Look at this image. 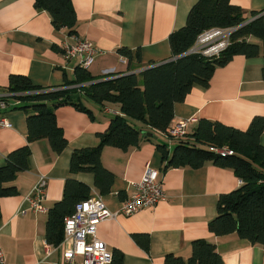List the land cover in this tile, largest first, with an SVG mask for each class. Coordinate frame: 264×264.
Returning <instances> with one entry per match:
<instances>
[{"label": "crops", "instance_id": "obj_1", "mask_svg": "<svg viewBox=\"0 0 264 264\" xmlns=\"http://www.w3.org/2000/svg\"><path fill=\"white\" fill-rule=\"evenodd\" d=\"M197 1L70 0L76 15L73 34L90 41L98 51L85 69L89 78H93L87 81L96 82L134 72L141 84L139 74L144 68L174 59L169 34L185 24L189 9ZM230 1L239 6L246 18L251 17L253 11L264 18V0ZM69 36L66 28L53 24L45 9L34 5V0H0V91H9V77L13 74L26 76L33 85L43 89H62L65 79L75 78L77 67L74 59L65 61L60 49L64 39L71 41ZM244 39L259 45V55H234L214 70L208 86L195 84L183 101L174 103L173 117L168 125L189 116L195 117L187 125V137L167 140L145 121L126 115L119 101L99 102L86 94L76 93L86 110L71 102L56 104L49 101L67 145L56 153L47 139L32 141L28 169L17 173L15 180L8 183L16 186L17 194L0 198V246L4 264H70L64 261L60 247H52L49 253L46 252V212L31 210L26 200L38 174L47 176L42 202L46 209L61 199L65 179L71 177L88 184L91 195H100L108 209L118 211L121 201L132 191V183L140 179L147 161L158 169L164 199L130 215L119 214L103 220L96 227L97 237L107 248L123 254V264H165L164 256L168 253L187 259L191 254L190 243L197 238L215 244L224 264H264L261 244L251 243L234 232L216 235L207 227L208 221L217 214L219 195L241 184L234 170L211 161H205L197 168L166 164L178 143L205 147L193 136L202 118L245 130L254 116H264L262 40L252 35ZM121 47H127L132 54L140 50V61L134 56L129 61L119 52ZM17 93L11 92L5 98L13 102L19 96ZM16 105L20 106L19 103ZM115 115L125 117L135 126L140 139L127 150L113 146L102 148L101 162L114 178L110 190L99 193L92 174L70 171V156L75 148L97 144L98 133L108 127ZM4 116L10 126L0 127V165L5 163L10 151L27 143L26 111L23 108L8 109ZM147 132L153 133L155 138L143 139ZM157 143L164 144L167 153H163ZM260 143L264 146V130ZM134 234H147L148 247L137 243Z\"/></svg>", "mask_w": 264, "mask_h": 264}, {"label": "trees", "instance_id": "obj_2", "mask_svg": "<svg viewBox=\"0 0 264 264\" xmlns=\"http://www.w3.org/2000/svg\"><path fill=\"white\" fill-rule=\"evenodd\" d=\"M37 8L45 9L58 28H66L68 34L75 33L76 15L70 0H34ZM253 11L251 16L257 14ZM247 18L242 15L239 6L230 0H198L188 11L185 24L169 34L168 40L173 57L161 63H152L138 74L128 72L112 78L90 82L87 70L75 68V78L65 79L64 85L81 84L77 87L42 91L33 85L26 76L10 75L9 92H22L17 96L19 105L11 109L23 108L26 111L27 143L13 149L6 155L5 163L0 165V198L17 194L15 180L17 173L29 167L31 148L34 140L45 138L56 153L67 145L62 128L57 124L55 113L49 101L56 104L74 103L83 110L80 97L73 94L83 93L95 101H119L123 112L135 119L145 121L151 128L162 131L173 117V105L181 102L193 85L208 86L214 70L226 64L234 55L254 57L261 52L259 45L244 38L249 35L262 40L264 61V18ZM230 37V44L216 57H205L187 53L197 35L212 26H238ZM119 52L128 60L134 56L140 61V50L133 54L127 47ZM181 55L180 57H178ZM264 76V68H263ZM88 82V83H85ZM40 90L38 92H32ZM81 91V92H79ZM264 130V116H254L245 130L228 126L220 121L200 119L193 136L197 147L187 143H178L167 157V166L197 168L205 161H211L222 167L232 168L241 180L234 190L219 195L217 214L208 221L209 231L216 235L236 233L251 243H259L264 248V146L260 136ZM94 146L73 149L70 156L71 172H85L93 175L94 186L99 193L110 190L114 174L103 166L101 150L104 146H113L127 150L139 142V130L125 117L115 115L108 127L97 135ZM143 139L149 136L143 134ZM228 146L234 153L221 155L209 150L210 146ZM158 148L167 153L166 146L157 143ZM91 187L75 178L64 182L60 200L54 202L46 211L45 237L50 244H58L63 238V219L72 213L76 203L89 197ZM133 238L144 248L148 247L147 234H134ZM191 254L187 259L168 253L165 264H224L215 244L204 238L191 241ZM111 264H123V254L113 250Z\"/></svg>", "mask_w": 264, "mask_h": 264}, {"label": "built area", "instance_id": "obj_3", "mask_svg": "<svg viewBox=\"0 0 264 264\" xmlns=\"http://www.w3.org/2000/svg\"><path fill=\"white\" fill-rule=\"evenodd\" d=\"M257 14L249 16L244 23L252 20ZM238 26H212L201 31L187 53H195L205 57L218 56L229 44L233 31ZM71 41L64 39L60 43L65 61L75 60L80 69H88L94 61L97 49L87 39L75 34H70ZM122 61V59H120ZM81 84L61 85L60 88L79 87ZM56 88H50V90ZM49 89H42L46 91ZM34 90L32 92H38ZM11 94L9 91H0V127H9L10 123L4 116V112L19 103L18 100L9 102L5 97ZM23 95L22 92L17 93ZM195 120L194 116L173 121L164 130L159 131L167 140L187 137V125ZM215 153L226 155L234 151L228 146H210ZM158 169L150 162H145L143 172L138 181L132 183L133 189L128 196L121 201L118 211L108 209L100 195L94 194L82 199L75 204L72 213L63 219V238L58 244H45L46 252L50 249L61 248L64 261L70 264H110L113 253L107 248L106 243L97 237V224L103 220L115 218L119 214L130 215L143 207H153L164 199L162 179L159 178ZM47 189V176L40 173L30 192L26 195L29 208L35 212L45 213L46 207L42 204ZM5 257L0 246V264H4Z\"/></svg>", "mask_w": 264, "mask_h": 264}, {"label": "water", "instance_id": "obj_4", "mask_svg": "<svg viewBox=\"0 0 264 264\" xmlns=\"http://www.w3.org/2000/svg\"><path fill=\"white\" fill-rule=\"evenodd\" d=\"M181 55H179L178 57H180ZM173 58H176V57H173ZM73 97L74 98H77V97H79V94H75V95H73ZM147 136H149V137H154L153 136V133H151V132H147V133H145ZM155 138V137H154Z\"/></svg>", "mask_w": 264, "mask_h": 264}]
</instances>
